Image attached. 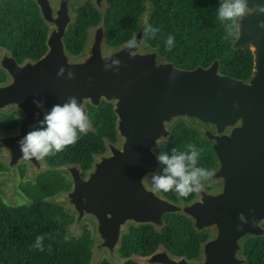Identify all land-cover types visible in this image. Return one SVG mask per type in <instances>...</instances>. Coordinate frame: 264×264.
I'll list each match as a JSON object with an SVG mask.
<instances>
[{
  "label": "water",
  "instance_id": "obj_1",
  "mask_svg": "<svg viewBox=\"0 0 264 264\" xmlns=\"http://www.w3.org/2000/svg\"><path fill=\"white\" fill-rule=\"evenodd\" d=\"M36 1L48 27L46 51L38 59H25L22 63L6 48L0 51V69L9 77L0 84V110L21 113L18 132L5 134L0 130L6 135L0 139L3 163L13 168L20 160L28 161L31 169L27 176L33 179L50 167L45 158L23 159L17 142L33 130L29 129L31 125H39L45 110L63 104L69 96L84 105L88 116V106L112 104L117 140L104 138L105 151L93 154L84 175L77 164L58 167L70 174L72 188L51 198L74 215V222L66 229L69 234L82 220L91 221L87 215L96 218L98 224L94 228L99 235L95 237L102 241L94 242L90 264L98 261L95 257L100 243L110 251V257L120 250V229L129 217L139 223L135 227L151 225L159 232L166 214L187 217L197 233L209 232L200 245L201 259L174 256L163 246L151 255L130 259L138 264L150 260L159 264H245L246 259L240 255L243 243L247 238L264 235V28L259 26L264 14L245 17L241 37L232 44L235 49L248 48L253 54L252 75L243 80L223 74L218 59L190 70L160 59L155 48L146 46L142 35L148 25L147 10L131 38L141 41L137 48L127 49L128 41L109 46L104 19L107 0H81L78 4L90 2L102 18L88 29L82 53L73 56L64 42L65 33L78 15L71 8L72 0ZM249 2L251 5L252 0ZM89 52L88 57H82ZM130 52H135V57H130ZM102 56L120 59L119 71L115 66L105 70ZM61 66L74 71L75 79H66L67 73L58 77ZM34 99L43 101L44 108H38ZM179 120L196 128L200 137L211 143L217 161L211 178L219 179V183L216 192L202 189L190 201L174 202L160 192L153 193L149 179L160 169L152 150L157 152L156 140L160 144L168 141L171 126ZM90 131L95 132L93 124ZM12 175L10 170L7 177ZM9 200L13 205L20 202L12 196ZM249 209H255L258 226L249 222L237 231L239 213L251 221ZM77 230L80 235L82 231ZM120 259L123 264L125 259Z\"/></svg>",
  "mask_w": 264,
  "mask_h": 264
},
{
  "label": "trees",
  "instance_id": "obj_2",
  "mask_svg": "<svg viewBox=\"0 0 264 264\" xmlns=\"http://www.w3.org/2000/svg\"><path fill=\"white\" fill-rule=\"evenodd\" d=\"M107 2L104 19L109 46L117 47L129 41L138 28L142 13L147 10L148 25L160 31L155 38H145V44L157 49L163 58L189 70L197 66L206 67L218 59L223 74L250 79L253 71L252 51L248 48L235 49L232 46L235 39L225 38V25L217 18L220 0ZM75 11L78 14L76 22L69 26L64 42L68 52L78 56L87 41L88 29L96 26L102 15L90 2L76 6ZM47 31L36 0H0V51L6 48L18 63L25 59H38L46 51ZM169 35L175 38L170 51L165 44ZM4 82L6 74L0 69V84ZM88 109L95 132L81 134L74 146L45 157L50 168L17 185L20 204H9L0 196V264H90L93 246L90 229L85 228L80 235L69 234L66 229L73 222V215L62 204L51 200L71 186L68 176L58 167L77 164L84 175L93 161V154L105 151L104 138L112 142L117 140L112 104L102 102L99 107L88 106ZM16 125L15 112L0 111V130L13 131ZM170 130L169 140L163 141V147L158 148L157 152L164 150L171 154L174 147L178 151H187L188 144H195L202 149L198 166L209 171L216 167L211 143L202 139L196 128L179 120ZM4 167L1 157L0 173ZM20 168L19 175L23 178L24 165ZM160 193L174 202L190 201L195 197V192L188 197H180L174 191ZM164 222L159 232L151 225L130 227L129 232L123 235L118 252L119 257L125 259L123 264H138L130 257L151 255L160 246L174 256H185L189 260L199 257L200 245L209 237V233H197L191 221L182 215L166 214ZM37 236L44 238L43 251L34 247ZM65 237L68 239L65 240ZM242 255L246 259L245 264H264V235L247 238L243 243Z\"/></svg>",
  "mask_w": 264,
  "mask_h": 264
},
{
  "label": "clouds",
  "instance_id": "obj_3",
  "mask_svg": "<svg viewBox=\"0 0 264 264\" xmlns=\"http://www.w3.org/2000/svg\"><path fill=\"white\" fill-rule=\"evenodd\" d=\"M264 14V0H220L217 7V18L225 25L227 33L226 39L232 37L239 39L241 37L242 20L251 15ZM259 26L264 28V21H260ZM160 31L159 28L152 25H145L142 35L145 38H155ZM174 37L169 35L165 41L167 50H171L174 46ZM141 43L140 40L133 38L126 43V48L135 49ZM130 57H135V52H130ZM105 70H109L115 66L119 71L121 60L112 56H102ZM111 61L109 63L108 61ZM65 73H67L65 77ZM175 73L173 72L172 75ZM58 77L66 79H75L76 73L71 69L61 66L57 71ZM38 108H44V102L41 100L33 101ZM238 107V105H234ZM39 126L27 132L18 140V145L25 160L40 161L50 155H55L63 151L68 146H74L81 134L87 135L92 128V123L86 113L84 105L78 101L75 96H69L63 104H55L50 110L44 111L43 119L38 122ZM3 135L0 134V139ZM156 147L162 148L159 140H156ZM156 154L160 169L151 176V191L170 192L174 191L180 197H188L194 192L203 189V180L211 178L214 174L206 168L199 167L198 161L202 149L195 144H188L187 151H178L172 148L171 154L161 150L159 152L152 149ZM123 153V150L121 151ZM252 214L251 221L243 212L239 213L238 219L240 223L236 225L237 231H241L245 224L251 222L253 227H257L255 218V209H249ZM43 237L37 236L34 247L43 251ZM68 237H65L67 240Z\"/></svg>",
  "mask_w": 264,
  "mask_h": 264
},
{
  "label": "rangeland",
  "instance_id": "obj_4",
  "mask_svg": "<svg viewBox=\"0 0 264 264\" xmlns=\"http://www.w3.org/2000/svg\"><path fill=\"white\" fill-rule=\"evenodd\" d=\"M71 5V8L73 10H75V7L78 6V4H81V0H72L70 2ZM53 29V28H51ZM144 47H146L145 45H143ZM154 49V48H153ZM157 50V49H156ZM158 51V50H157ZM159 53V52H158ZM91 53H83L82 54V57H88ZM159 58L160 59H163L164 61L166 62H171V60L169 59H165L163 58L160 54H159ZM3 70V69H2ZM7 75V74H6ZM7 81L9 79L8 75L6 77ZM7 84V83H6ZM11 107V106H9ZM8 107V108H9ZM0 111H3V110H0ZM13 112L16 113V120H17V125L15 127V129L13 131H10L11 133L13 132H18V128H19V124H20V116H21V113L19 112V110H13ZM23 114V113H22ZM33 126L31 125L29 127V129H32ZM4 132L5 134H7L8 132L7 131H2ZM9 133V134H11ZM5 134H2L3 137H5L6 135ZM4 159V158H3ZM5 167L3 169V172L0 173V196L4 198V200H6L9 204H10V200H9V197L12 196V198L16 201L18 200L19 198L15 196L14 193L18 194V187L17 185L18 184H21V183H24L26 180L32 178V177H28L27 176V171H29L31 169V165L29 164L28 161H24V160H20L19 163H17L16 165L13 166V168H11L9 165H7L5 162ZM24 165V169H25V174H24V177L21 178L20 177V171H21V168L20 166H23ZM10 170L12 171L13 175L10 176L9 178L7 177V174L10 172ZM66 176H68V179H70V174L67 172V171H64ZM67 172V173H66ZM148 177V176H147ZM70 181V180H69ZM203 183V189L208 192V193H213V192H216L217 191V187H218V183H219V179H216V178H209L207 180H203L202 181ZM147 186L148 188L150 189V184L148 183V179H147ZM211 187V188H208V187ZM72 188V185L71 187ZM61 194H57L55 195L54 197L57 198L58 196H60ZM9 200V201H8ZM21 202V201H20ZM19 202V204H20ZM70 208L71 210L74 209V206L73 205H70ZM69 212V211H68ZM109 213L108 212V216H109ZM71 214V212H70ZM72 215V214H71ZM88 219L91 220L90 222L86 221V222H83V220L79 223V225L77 226V229L83 231L85 228H88L90 229L92 235V240H93V244L94 242L98 243L99 241H102V238H97L99 233L95 230L94 226L97 223L96 221V218L94 216H91V215H87ZM73 219H74V215H73ZM135 219L132 218V217H129V219L125 220L124 223L122 224L121 226V232H122V235H121V238H119V242L120 240H122L123 238V235L124 234H127L130 230V227H133V226H136V224H139L138 222H135L134 221ZM74 222V221H73ZM86 225V226H85ZM74 226L72 228V232L73 234H77L79 231L77 230ZM211 232V230H210ZM209 233V232H208ZM212 233V232H211ZM95 235H97V237H95ZM101 244V243H100ZM100 244L97 246V254H96V257H95V261H97L95 264H122L121 263V259L120 257L118 256V252L115 253V255H113L112 257H110L111 253L110 251L103 247V246H100ZM241 256L242 255V252L240 254ZM197 259H201L200 257H198ZM174 261V260H173ZM143 264H159V263H153L152 260H150L149 262H146V263H143Z\"/></svg>",
  "mask_w": 264,
  "mask_h": 264
}]
</instances>
